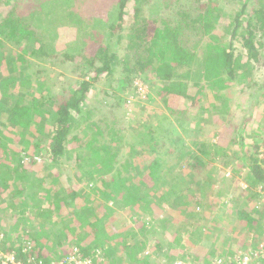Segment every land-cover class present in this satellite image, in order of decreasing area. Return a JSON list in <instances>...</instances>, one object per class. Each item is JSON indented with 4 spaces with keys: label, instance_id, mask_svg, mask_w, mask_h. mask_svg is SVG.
<instances>
[{
    "label": "trees",
    "instance_id": "trees-1",
    "mask_svg": "<svg viewBox=\"0 0 264 264\" xmlns=\"http://www.w3.org/2000/svg\"><path fill=\"white\" fill-rule=\"evenodd\" d=\"M12 1L13 13L2 16L0 20V56L11 52L13 44L22 54L19 57L22 65L26 64L25 57L30 55L44 59L58 58L60 55L64 63L79 61V64L74 65L75 72L80 73V78H83L76 87L59 95H50L48 92L47 100L37 104H16L9 114L5 103L0 99V120H7L2 127L5 130L0 129V135L9 139V142L18 135L21 144L10 145V148L0 144V213L3 212L4 205L7 208L16 206L11 211V230H17L16 223L23 219L28 224L22 230L23 235L26 241H32V250L25 252L22 243L15 247L16 245H11L13 238L8 236L5 239L4 235L3 239L0 238L2 248L22 264H60L61 260L72 255L82 260L92 259L97 264H159L158 258L152 254L145 255V251L150 248L151 252L168 258L167 253H164L165 241L166 246L172 250L169 260H174L176 255H187L185 238H195V231L193 227L189 230L188 226L183 234H178L179 229L175 225L180 220L183 221L184 217L181 219L179 209L177 214L170 213L172 204L169 197H177L178 188L186 196L192 189H181V182L173 185L172 175L162 172L163 167L157 158L148 166L147 171L154 181L153 187L155 182H160L166 188L160 197L169 201L164 205H161L163 201H157L151 206L149 193L145 192L146 188L143 186L147 185L145 182H142L143 185L136 184L131 176L133 163L139 158L133 156L131 159L129 156L137 154L139 143L142 142L141 146L144 147L145 141L146 148L148 146L152 153L159 154L160 149L168 145L166 141L169 138L166 134L169 131H164L165 137L162 140L163 137L159 135L162 133L160 123L152 115L144 113L134 118L136 125L130 129L131 133H121L122 130L117 127L121 118L114 113L127 105V98L121 97L129 91L127 84L148 71L151 75H156L163 85L159 96L167 98L164 106L179 125L188 126L193 116L201 117L200 122L214 118L218 126L221 124L220 117L224 114L229 116L228 120H234L236 116L232 107L236 108L241 104V101L234 100L237 91L241 92V99H244L242 95L247 97L246 94H253L251 92L260 87L264 96V82L258 83L254 78V72L264 67V0H234L237 4L234 14L226 17L221 15L217 0ZM103 1L106 3L101 7ZM184 2H189L190 5ZM128 8L133 10L134 21L126 28ZM163 10L169 12L167 14L170 18H161ZM218 25L220 26L217 28ZM220 27L221 33L227 35L231 43L227 46L220 45L219 38L222 40V36L217 37L214 45L206 43L204 39L207 31L213 32ZM64 31H69V39L60 45L58 42ZM235 40L240 42V46L236 48L233 46ZM86 53L94 54L91 60L84 62L82 58ZM81 63L86 68L79 69L78 65ZM87 77L89 78L86 79ZM99 81L103 84L97 85ZM14 83L11 82L9 87ZM45 90H42L41 95ZM0 91H3L2 85ZM209 95L213 98L211 102ZM217 97L221 102L215 101ZM181 99H185L189 107L178 108L177 104ZM198 101H202L200 108H192ZM102 104L103 110L108 111L107 115H102L106 114L103 110L100 115ZM44 105H48V108H43ZM96 114L100 117L93 119ZM245 120L234 125V129L230 128L221 136L218 135L220 142L199 144L201 152L196 155L183 152L177 147L170 146L166 150L167 154L172 155L179 150V160L190 158L195 162V176L210 162L202 154L205 156L213 154L212 152L215 157H225L224 165H232L233 173L240 172L247 182V188L241 190L237 187V201L231 198L225 205L232 209V204L240 203L239 209L225 217L227 220L234 219L230 225L227 223L230 230L243 229V222L259 227L264 221V208H258L256 203L259 190L264 189V158L260 156L264 137L257 134L261 133V129L251 134L249 119ZM143 135H147L149 140ZM257 136L263 138L259 140L260 143L256 140ZM124 145L129 148L128 158H123L125 162L119 151ZM77 147L78 151L73 155ZM22 154L27 155L31 162ZM72 157L76 164L67 173L68 167L63 162ZM128 159L132 167L125 170ZM116 166H124L121 169L127 174L126 179L120 177L121 174L112 177ZM39 168L47 169L42 177L35 173ZM62 178L67 179L64 183L62 180L63 184L60 183ZM74 178L83 180V186H80L81 183H74ZM91 183L95 184L102 199L115 201L119 207H129L133 211L141 209L151 215L156 222L152 240L138 239L131 226L123 231L114 228L112 232L108 231L107 229L116 227L119 216L116 217L115 209L94 210L91 193L86 189ZM166 183L171 186L166 187ZM195 183L198 186L202 182ZM67 187L70 189L66 190ZM27 189L29 192L25 195ZM251 191L253 195L247 198V192ZM195 196L197 197V193ZM79 200H85L86 204H81ZM223 201L219 200V203L222 205ZM139 202L146 205L139 206ZM181 202L180 207L179 203L176 205L178 208H191V204ZM194 203L200 207L203 201L200 199ZM80 204V212L73 214L66 210L69 206L75 208ZM59 208L61 219L55 222L56 216L53 213ZM86 208L88 211L83 213L82 209ZM210 214L212 212L207 217L212 219ZM2 216L5 217L3 214ZM33 219L38 222L37 227H34ZM52 224L56 225L55 231L47 228ZM80 224H83V230L88 227L87 235L80 237L82 231H79L75 236H70L73 233L70 228ZM37 229L41 233L34 236ZM158 231H162L164 238L157 235ZM225 237L226 242L215 240L212 256L223 254L229 248L234 250L236 244L239 250L249 251L253 247L257 249L262 240L250 239L247 243L244 238ZM201 240L199 238V243L204 245ZM52 241L59 246L60 251L51 253ZM148 245L150 246L147 247Z\"/></svg>",
    "mask_w": 264,
    "mask_h": 264
},
{
    "label": "rangeland",
    "instance_id": "rangeland-1",
    "mask_svg": "<svg viewBox=\"0 0 264 264\" xmlns=\"http://www.w3.org/2000/svg\"><path fill=\"white\" fill-rule=\"evenodd\" d=\"M27 3L32 0H25ZM232 0H217L218 8L221 9V15L225 16L234 14V8L237 7V4L234 2H231ZM133 1H131L132 3ZM101 5L104 6L106 1L102 2ZM184 4L190 5L189 2H184ZM14 3L12 0H2L0 2V20L3 17L8 16L9 14L13 13L14 11ZM102 10L100 11V13ZM167 11L163 10L161 18H170V15H168ZM14 15V14H13ZM17 15V14H15ZM133 10L131 8L126 9V16H125V24L126 28L128 25L132 24L133 19ZM3 16V17H2ZM160 18V19H161ZM153 19V18H150ZM158 19V21L160 20ZM160 22V21H159ZM152 24V23H151ZM220 25L217 26V28ZM208 30L207 36L204 39L206 43L215 44L217 37L222 36V40L220 39V45L227 46L231 43L227 35H224L221 33L222 28L220 27L218 30ZM126 30V29H125ZM69 31H64L62 39L58 42L60 45H63L68 39ZM215 34V35H214ZM214 36V37H213ZM239 40V39H238ZM127 43V41H125ZM194 46V45H191ZM234 48L240 46V42L233 41ZM12 51L8 54H5L4 56H0V85L3 87V91H0V99L3 100L5 103V109L8 112H11V110L14 108L16 104H23L27 105L30 104V102H33L35 104L47 100V93L49 92L50 95L53 94H61L64 91L70 90L73 87H76L81 81L82 78L80 73L75 72V64L80 63L79 61H76V63H64V59L62 56H58V58H47L44 59L43 57L38 58L34 55H30L25 57V65L19 62V57H22V54L20 51H18V48L13 44L11 45ZM236 51V50H235ZM93 54L86 53L85 57L82 58L84 62H87L93 58ZM79 69L86 68L84 64L78 65ZM74 71V73H73ZM89 71V70H88ZM87 71V72H88ZM135 76V75H134ZM134 76H131L133 78ZM87 77L86 79H88ZM254 78L255 80H258V83H261V81L264 82V67L258 69L254 72ZM17 79V80H16ZM26 80V81H25ZM103 81V80H102ZM102 81L97 82V85L99 83H102ZM11 82H15L11 87H9V84ZM262 82V83H263ZM6 83V86L4 85ZM103 84V83H102ZM117 83L114 85L116 87ZM127 87L129 88V91L127 93L122 94L121 97L124 99L127 98L126 105L122 110L115 112L114 114L116 116H119L120 122L117 123V127L122 130L121 133H128L130 129L136 125L134 118L137 117L139 114H147L152 115L154 118H156L157 122L160 123L161 131L162 133L159 134L162 136V140H164L165 137V130H168L169 132L166 134V136L169 138L167 142V146L164 148H161L159 151V154L152 153V150L150 147L147 146L146 143L143 141L144 147L141 146L142 142L139 143L138 141L141 139L137 138L139 143V147L136 149V155L130 154L129 158L131 159L138 157L139 160L133 163V167L129 161L127 160V163L125 165V170L128 169V167H132L131 176L134 177L132 179L136 184H142V182H145V185H143L146 188L147 193H149V198L152 203L151 206H153L155 203H161L163 201V204H166V201L168 203L167 198H161L160 195H162L163 191L166 190V188L161 185L160 182H155L150 179V175L148 173L149 169L148 166L151 165V163L156 160L157 158L160 161V165L164 168H162V172H166L167 174H171L173 179V185H178L179 182L182 183L181 189L184 187H187L188 189H192V191L186 196L181 190L178 188L176 192L179 191V194L177 197H173L172 195L170 198V203L172 204L171 212H174V214H177V209L180 211L181 219L184 217L183 221H179L175 226L179 229V232L177 229L175 230L178 234H183L188 226L189 230L190 228L195 231V238L186 237L185 238V245H187L188 249H185V251H188V254L184 257H181L179 255H176L174 260H169V256H172V250L166 246V241L164 242L165 250L164 253H167L168 258L160 256L158 253H153L150 251V248H148L145 251V255L152 254L154 257L158 258L157 261L159 264H219L218 261L221 260L222 264H235V261L237 262V258L242 254H247L250 256L249 251L245 250H239V246L236 244V248L232 250L231 248L225 250L223 254L217 253L216 255L212 256V251L214 249L215 240H220L222 242H226L225 236H235L240 237L241 239L244 238V241L248 243L250 239H256L260 241L261 239H264V221L261 223V226L258 227L256 224H247L243 222V229H236V230H230L228 229L230 223L234 219H225L226 216H229L231 212H233L235 209L240 208V203L236 202L235 199L239 193L237 191V187L241 188V190H244L247 188V182L243 180L242 176L240 175L239 171H235L233 173V166L226 167L224 165L226 159L225 157H222L219 155L218 157L214 156L213 154H207L203 155L202 157L207 160L209 163L206 167L202 168L201 171L197 173L195 176V162L191 161L190 158H185L184 160L178 159V151L174 152L172 154H167L166 150L168 151L169 147H177L181 151H185L187 153H200V147L199 144H215L220 142L218 139V135L221 136V134L226 133L230 128L234 129V125L238 124L241 120L249 119L248 125H249V131L251 134H254L256 130L261 129V133H257L258 136L264 137V96L262 95V91L259 89L260 87L256 88L251 93L253 94H246L248 95L244 97V99H241V92H236L235 101L240 103V106L238 107H232V110H234L236 118H233L234 120H228L229 116H226V114L222 115L220 117L221 124L218 126V124L215 122V119L207 120L205 119L203 122L200 120L202 119L199 116H193L190 123L187 124L188 126H181L177 123L176 120L171 118V113L166 109V106H164V101L167 99L166 97H160L159 93L162 90L163 85L161 82L158 81V78L156 75H151L150 72L142 73L140 77L133 78V81H131L130 84H127ZM95 87H97L95 85ZM43 89H46L44 93L41 92ZM136 92V93H135ZM101 94V93H100ZM101 96H99L100 99ZM260 97V98H259ZM213 101V98L209 95V102ZM215 101L221 102V99L218 97ZM202 102V101H201ZM201 102L198 101L195 106L192 108H200ZM125 104V103H123ZM122 104V105H123ZM233 104V103H232ZM39 106V105H38ZM41 106V104H40ZM102 109L100 111V115L102 114L103 110V104L101 105ZM177 107L180 109H184L186 107H189V103L185 101V99H181ZM43 108H48V105H44ZM103 110L102 115H107L108 111ZM6 112V113H7ZM191 112V111H190ZM5 113V114H6ZM3 114V116L5 115ZM100 115L96 114L94 115L93 119H98ZM6 117V116H5ZM218 117V115H217ZM37 120L39 121V118L37 117ZM245 120V121H247ZM7 123L6 119L0 120V129L4 131L3 125ZM220 123V122H218ZM201 125V126H200ZM34 127V125H32ZM37 127V126H35ZM34 127V128H35ZM187 127V128H186ZM17 128V127H16ZM200 128H203L200 130ZM254 131V132H253ZM80 132V129L77 131ZM253 132V133H252ZM76 132H74L75 134ZM176 133V134H175ZM175 134V135H174ZM256 140L260 143L262 137H258ZM143 137L147 138L149 140V137L147 135H143ZM263 139V138H262ZM9 139H5L2 135H0V144L4 147L10 148V145L14 146H20V140L19 136L15 135V138L12 140V142H9ZM229 143V141H228ZM116 145V144H115ZM161 146V145H160ZM23 147V146H22ZM26 147V146H25ZM24 147V148H25ZM202 148V147H201ZM128 147L122 146L119 148V151L122 153L121 159L123 162H125V159L128 158ZM203 150V148H202ZM78 151V147L74 149L73 155H75ZM260 156L264 158V146L262 147ZM23 155V154H22ZM132 155V156H131ZM175 155V156H174ZM27 161L31 162V159L28 158V156L25 154L23 155ZM189 159V162L187 160ZM66 164L67 173L74 169L76 161L75 158L72 157L69 160H66L63 162ZM189 163V164H188ZM44 166V165H43ZM42 166V167H43ZM121 167L124 166H116L112 177L120 175V177H124L126 179L128 176L127 174L122 171ZM148 169V171H147ZM46 168H39L35 171L36 175L38 177H42L46 174ZM161 173V169H160ZM191 174V176H190ZM77 176V175H76ZM73 175V177H76ZM166 176V175H165ZM195 178V179H194ZM76 179V178H74ZM63 180L66 181L67 179H61V184ZM236 180V181H235ZM195 181H201V185H196ZM81 183L80 186H83V180L76 179L74 183ZM169 182V180H168ZM237 182L239 184H237ZM166 187H170V183L165 184ZM70 189L69 187L66 188V190ZM87 191L91 193L92 201H93V208L94 210L102 209V210H108V209H115L116 211V217H118L115 225L116 227H111L110 229H107L108 231L112 232L113 228L117 231H123V229H127L128 226H131L134 231L137 233V238L141 240H152V237L154 236L155 227L153 225L156 224V222L152 219L151 215H147V212H143L141 209L135 210L131 208H123L119 207V205L115 204V201H106V199H102L99 196V193L97 192V189L95 188V184L91 183L86 187ZM29 190L27 189L25 192V195L28 194ZM183 193V194H182ZM197 193V197L195 196ZM143 194V193H142ZM241 194H244L243 192ZM253 195V191L247 192L246 197L249 198ZM205 196V198H203ZM258 197L256 198V203H258V208H264V189H260L258 192ZM172 197V198H171ZM196 197V198H195ZM212 197V199L210 198ZM181 198V201L187 202L188 204H191V208L188 206L186 208H178L181 205V201L179 202L178 199ZM234 198L236 200V204H232V209L229 207H226L225 205L229 203L230 199ZM202 199V207H198L197 203H194L197 200ZM59 200V198H58ZM104 200V201H103ZM219 200L223 201L224 204H220ZM81 204H86L85 200H79ZM81 204L79 205V209L81 208ZM139 206L146 205L144 202H139ZM5 206V205H4ZM3 206V212L0 213V238L3 239L5 235V239H8V236L10 238H13L11 240V245H16L15 247H18V244L24 245L25 252L32 250V241H26V238L23 235V231L25 228L28 227V224L25 223L23 219H21L18 223L17 230H11V211H14V208L16 206H11L9 208ZM30 206V203L28 204ZM51 206V205H50ZM71 206H69L68 211L72 212L74 214V210L70 209ZM177 207V208H176ZM195 208V209H194ZM70 209V210H69ZM87 210H83V212H86ZM209 212H212L211 218H208L207 215H209ZM5 215V217L2 216ZM55 222L60 221L59 214H61V208L54 211ZM155 214V213H154ZM151 216V217H150ZM205 218V219H204ZM208 218V219H207ZM45 219V218H44ZM145 219V220H144ZM204 219V220H203ZM230 220V222H229ZM33 225L34 227H37L36 220L33 219ZM84 221V220H82ZM152 221V223L150 222ZM155 223V224H154ZM213 223V224H212ZM216 223V224H215ZM229 223V225L227 224ZM83 224H80L79 226H73L70 229H73L70 236H75L79 231H82V234L79 235L80 237H85L88 232V227H84V230L82 227ZM23 226V227H22ZM56 226V225H55ZM55 226L52 224L51 226H48V229H52L55 231ZM54 227V228H53ZM45 229V228H44ZM143 229V230H142ZM142 230V231H141ZM260 230V231H259ZM13 231V232H11ZM259 231V232H258ZM162 231H158L157 235L162 238H164V234L161 233ZM41 232L37 229L34 231V236L37 234H40ZM171 233V232H170ZM169 234V233H167ZM7 237V238H6ZM166 238V237H165ZM199 238H202V243H199ZM169 240V238H168ZM170 241V240H169ZM189 241V243H188ZM131 242V239L130 241ZM253 242V241H250ZM52 246L51 253H54V251L59 250V246H57L56 243L53 241L50 242ZM183 244V243H182ZM260 244V243H259ZM148 245L147 247H149ZM260 246V245H259ZM254 249V247L251 249L252 252H255L258 250ZM5 247V246H4ZM68 247V246H67ZM6 248V247H5ZM241 249V248H240ZM60 251V250H59ZM178 251V250H177ZM259 251V250H258ZM257 251V252H258ZM46 252V251H44ZM10 255L5 251L4 248H2V245L0 244V260L3 261V264L8 262V257ZM244 256V255H243ZM91 264H97L92 259L89 260ZM258 261V262H257ZM30 262V260H29ZM62 260L60 261L61 264ZM254 262H257L258 264L261 262L264 264V258H257ZM54 263V262H53ZM89 264V262H87ZM131 262H128L126 264H130ZM55 264V263H54ZM119 264V263H118Z\"/></svg>",
    "mask_w": 264,
    "mask_h": 264
},
{
    "label": "built area",
    "instance_id": "built-area-1",
    "mask_svg": "<svg viewBox=\"0 0 264 264\" xmlns=\"http://www.w3.org/2000/svg\"><path fill=\"white\" fill-rule=\"evenodd\" d=\"M259 248H258V252H252L251 250H249V254L250 256H248L247 254H241L239 256V258H237V262L235 261V264H256L257 262H254L257 258H264V239L260 241L259 244ZM87 262L90 263L89 260H82L74 255L70 256L68 259L64 260L61 262V264H88ZM219 264H222L221 260L218 261ZM5 264H16L15 263V258L14 256L10 255L8 257V262ZM54 264V263H53ZM178 264V263H177ZM183 264V263H181Z\"/></svg>",
    "mask_w": 264,
    "mask_h": 264
},
{
    "label": "crops",
    "instance_id": "crops-1",
    "mask_svg": "<svg viewBox=\"0 0 264 264\" xmlns=\"http://www.w3.org/2000/svg\"><path fill=\"white\" fill-rule=\"evenodd\" d=\"M226 140H228V139H226ZM221 142H223V141H221ZM70 209H73L74 210V213H77V212H80L81 211V208L79 209V205L78 206H76L75 208H70ZM69 209V210H70ZM65 210V209H64ZM66 210H68V208H66ZM86 210H87V208H86ZM82 211H83V209H82ZM88 211V210H87ZM84 213V212H83ZM148 216H149V214H147ZM145 220V219H144ZM154 226V225H153Z\"/></svg>",
    "mask_w": 264,
    "mask_h": 264
},
{
    "label": "clouds",
    "instance_id": "clouds-1",
    "mask_svg": "<svg viewBox=\"0 0 264 264\" xmlns=\"http://www.w3.org/2000/svg\"><path fill=\"white\" fill-rule=\"evenodd\" d=\"M15 263H16V264H22V263L16 262V260H15ZM2 264H3V261H2Z\"/></svg>",
    "mask_w": 264,
    "mask_h": 264
}]
</instances>
